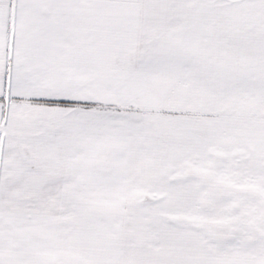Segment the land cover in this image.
Returning a JSON list of instances; mask_svg holds the SVG:
<instances>
[{"label":"snow or ice","instance_id":"obj_1","mask_svg":"<svg viewBox=\"0 0 264 264\" xmlns=\"http://www.w3.org/2000/svg\"><path fill=\"white\" fill-rule=\"evenodd\" d=\"M0 264H264V0H0Z\"/></svg>","mask_w":264,"mask_h":264}]
</instances>
